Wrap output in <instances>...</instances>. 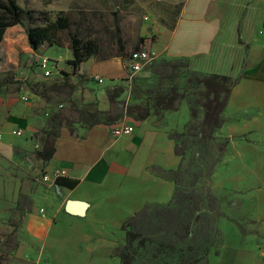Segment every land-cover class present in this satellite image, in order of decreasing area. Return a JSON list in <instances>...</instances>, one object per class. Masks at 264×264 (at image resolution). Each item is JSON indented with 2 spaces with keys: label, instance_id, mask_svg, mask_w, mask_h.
I'll return each mask as SVG.
<instances>
[{
  "label": "crops",
  "instance_id": "obj_1",
  "mask_svg": "<svg viewBox=\"0 0 264 264\" xmlns=\"http://www.w3.org/2000/svg\"><path fill=\"white\" fill-rule=\"evenodd\" d=\"M230 4L254 5V28L244 26L241 32L237 20L233 34L223 35L224 26L233 16ZM162 34L172 58L208 55L218 42L248 48L245 70L226 110L234 118L222 128L227 137L241 136L247 141H231L229 155L220 167L231 166L225 185L229 189L235 186V201L241 207L234 210L223 204L226 219L219 221L223 247L208 264H264V0H188L173 33ZM69 60L71 57L66 58ZM127 67L120 58L98 61L93 57L77 73L62 75L60 111H56L62 123L56 152L45 166L48 182L32 194L33 207L24 224L31 249L19 250L23 262L49 261L52 239L65 237L56 231L60 225L78 222L122 226L146 205H167L173 198L174 183L158 171H175L181 164L170 134L183 132L189 115L166 112L153 114L146 121L124 115ZM120 89L123 92L115 97ZM31 95L36 102L39 97ZM11 106L7 98L0 99V127L11 129L7 141L0 131V154L4 157L13 153V131L33 133L43 127L42 121L34 118L38 109L33 104ZM81 113H97L109 124L88 128ZM122 123L133 126L135 132L116 138L113 130ZM23 147L29 149L30 142ZM56 170L65 174L56 177ZM59 178L64 184L56 183ZM73 181H77L75 187L71 186ZM9 198L8 178L0 163V230L5 211L12 206ZM36 246L42 247L39 255L32 249Z\"/></svg>",
  "mask_w": 264,
  "mask_h": 264
},
{
  "label": "rangeland",
  "instance_id": "obj_2",
  "mask_svg": "<svg viewBox=\"0 0 264 264\" xmlns=\"http://www.w3.org/2000/svg\"><path fill=\"white\" fill-rule=\"evenodd\" d=\"M18 2L23 8L36 12V16L40 18L37 25H43L45 17L56 20L60 12L66 13L71 23L69 31L59 34L61 46H50L46 43L35 54H17L15 49L13 52V45L15 48V44L21 41L22 35L7 33L0 44V80L13 69L17 71V77L23 82V84L1 87L0 99L7 98L13 107L33 104V108L38 109L37 116L34 118L40 119L43 124V127L33 133L22 131L25 137L14 138V136L10 140L13 148L11 156L4 157L0 154L1 168L7 175L8 191L11 195L8 202L12 205L5 211L6 216L1 220L0 255L6 264H32L23 262L19 252L23 248L31 249L29 235L24 230L25 219L29 214L26 209L32 210V194L37 187L45 183V167L41 161L36 160L34 151L43 143V131L56 130L54 127L59 125L53 117L56 111H60L61 95L50 94V100L39 96L36 102H33L30 85L42 91L45 85L61 84L62 75L68 76L69 71L73 72L66 61L68 57L73 59L70 50L73 36H77L84 42L95 41L99 49L95 57L98 61L115 59L120 48H124L126 66L129 67L128 57L130 53L137 51L138 46L152 54V63L173 60L174 58L167 54V40L162 41L161 36L162 33L169 35L173 33L177 22L181 20L188 0H18ZM230 5L233 6L229 8L233 16L230 23L224 26L223 35L233 34L234 21L237 20L241 32L244 26L254 28L253 22L257 16L254 5ZM225 10L227 11L228 7H225ZM246 54H248V48L244 46L241 48L239 44L228 45L218 42L208 55L189 57L188 68H181L180 75L175 79L167 75L170 70L163 69L161 74H153L146 70L131 76L128 74V83L124 87L126 106L147 105L148 102L153 106L154 96L151 97L148 94L149 90L166 92L177 89L179 93L187 94L196 92L195 84L191 82L193 76L227 74L238 77L245 70ZM43 59L50 61V68L54 73L49 78L44 76L40 68ZM150 99L152 100L149 101ZM42 108L48 110L44 111ZM177 111H183L189 115L185 130L191 117L187 100L178 102ZM202 117L203 113L199 118ZM233 118L230 113L225 112V123H229ZM0 131L4 134L5 141L10 139L11 129L0 127ZM226 134L225 130L221 129L215 135L217 142H227V147L221 163L215 166L214 175L209 184L214 193L223 198L219 197L221 209L225 204L235 210L241 207L235 201L237 190L233 185L230 189L228 185H225L231 166L226 165L223 170L220 167L225 164V159L229 155L231 141L243 142L247 141V138L241 136L229 138ZM28 142L31 147L26 149L23 145ZM187 155H192V149H188ZM216 174L218 178L220 177L219 179L214 178ZM221 218L226 219L225 214L219 218L218 228ZM55 223L57 226L60 224ZM121 227L78 222L60 225L56 231L61 232L65 237L52 239L53 251L51 254L47 253V257L49 255L51 258L44 264H120L121 259L116 256V249L126 244L125 233L120 230ZM221 247H223V237L219 228L218 241L206 257L201 258L202 254L192 256L191 252H185V254L178 253L158 260L144 251L140 254L137 264H208L210 257L218 253ZM32 249L37 255L42 251L41 246ZM65 250H70L71 253L67 254Z\"/></svg>",
  "mask_w": 264,
  "mask_h": 264
},
{
  "label": "trees",
  "instance_id": "obj_3",
  "mask_svg": "<svg viewBox=\"0 0 264 264\" xmlns=\"http://www.w3.org/2000/svg\"><path fill=\"white\" fill-rule=\"evenodd\" d=\"M39 19L35 11L23 8L18 0H0V44L7 33H13L22 35L15 48L13 45V52L15 49L17 54H35L46 43L50 46H61L59 34L71 28L67 14L60 12L56 20L45 17L43 25H37ZM70 50L73 59L68 61V66L77 73L80 66L97 57L99 49L95 41L84 42L73 36ZM139 50H142L140 46L137 47V51ZM124 51V48H120L117 58L126 63ZM189 60L177 57L169 62H154L144 70L153 74H161L162 69L170 70L167 75L175 79L180 75L181 68H188ZM240 80L241 75L193 76L191 82L195 84L196 92L187 94L179 93L177 89L166 92L149 90L148 94L154 96L153 106L149 102L147 105L125 106L124 115L134 121H146L153 114L177 111L178 102L187 100L191 117L183 132L176 131L170 134L176 142L175 153L181 158L178 169L170 172L158 171L161 177L174 183L173 198L167 205H146L123 223L120 230L125 233L126 244L116 249V256L121 259L120 264H137L140 254L144 251L158 260L185 252H191L192 256L202 254L201 258L210 254L219 238L218 220L224 213L219 197L209 182L227 147V142L218 143L215 135L225 124L224 114L228 102ZM16 84L23 82L13 69L0 80V88ZM30 87L34 95L47 100H50V94L61 95L63 90L59 83L45 85L42 91H38L33 85ZM122 92L120 89L115 97ZM59 113L53 117L59 124L54 127L56 130L43 131V143L34 151V157L41 161L44 167L53 159L56 152L55 143L62 123ZM201 113L203 117L200 119ZM80 115L83 116V123L88 128L96 124H109L106 120L98 118L97 113ZM188 149H192L191 156L187 155ZM56 183L64 184L61 178L57 179ZM76 185L77 181H73L71 186ZM26 211L30 213L31 209L28 208ZM0 264H6L2 256Z\"/></svg>",
  "mask_w": 264,
  "mask_h": 264
},
{
  "label": "built area",
  "instance_id": "obj_4",
  "mask_svg": "<svg viewBox=\"0 0 264 264\" xmlns=\"http://www.w3.org/2000/svg\"><path fill=\"white\" fill-rule=\"evenodd\" d=\"M152 54L147 52V49H142L139 51H135L130 55L129 58V74L134 75L136 73H139L145 69V67H148L152 63ZM40 68L44 74L45 77L49 78L53 76V70L50 68V61L48 59H43L40 63ZM98 83L104 82L103 80H98ZM133 132H135V128L133 126H130L129 124L122 123L120 125H117L113 130V136L116 138H120L124 135H132ZM13 135L16 137H23L24 134L21 130H16L13 132ZM64 175L65 172L63 170H56L55 175L56 177H60L61 175ZM45 182H48V177L45 176L44 178Z\"/></svg>",
  "mask_w": 264,
  "mask_h": 264
}]
</instances>
